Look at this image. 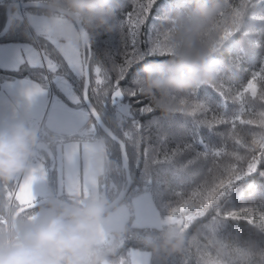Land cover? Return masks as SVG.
I'll list each match as a JSON object with an SVG mask.
<instances>
[{
    "label": "trees",
    "instance_id": "obj_1",
    "mask_svg": "<svg viewBox=\"0 0 264 264\" xmlns=\"http://www.w3.org/2000/svg\"><path fill=\"white\" fill-rule=\"evenodd\" d=\"M18 1L47 3V0L0 2V33L7 25L8 6ZM203 2L205 0H111L115 11L109 24L87 29L91 49L89 99L106 126L127 149L132 182L122 203L128 202L133 209L130 196L150 193L160 215L181 218L180 227L186 234L182 252L153 250L142 243L143 239L159 237L167 226L177 224L137 227L130 219L125 224L128 230L121 246L111 257L114 264H132V249L148 250L149 264H212L214 261L264 264V175H260L264 167L239 181L235 180L237 173L233 167L241 156H251L254 152L259 158L264 151V82H257L259 93L255 98L245 88L253 73L264 70V32L250 34L247 38L236 33L227 41L218 57L222 61L218 83L215 87L202 86L189 95L187 114L154 110L150 100L139 93L135 94L138 98L133 99V81L137 75L131 81V88L121 89L114 83L122 82L132 66H135L134 72L142 74L146 63L140 60L139 65L136 64L137 49H144L145 45L159 39L167 26L166 18ZM26 12L47 14L41 9L20 12L14 8L12 26L0 41L34 45L57 65L55 74L68 79L64 71L66 59L45 35L33 32ZM253 13L264 17V0L246 17L247 24L264 29V19L253 18ZM144 59L151 62L168 57ZM129 60L133 61L132 65L127 63ZM15 77L47 81L43 69L41 72L27 65H22L19 71L0 68V88L4 79ZM75 79L76 83L71 85L79 97L84 74L75 73ZM118 100L129 104L130 116L122 120L117 116L115 101ZM78 105L87 109L85 104ZM86 126L90 130L82 134H65L64 142L102 143L110 168L103 176H98V185L103 198L111 203L127 185L121 150L91 114ZM48 147L50 156L45 163L55 193V144ZM18 182L19 176L10 183L0 182V229L12 224L14 213L22 206L16 198ZM233 183L237 187H232ZM50 197L71 200L66 193ZM40 208L25 212L18 219L30 217ZM245 252L250 256L246 258Z\"/></svg>",
    "mask_w": 264,
    "mask_h": 264
},
{
    "label": "clouds",
    "instance_id": "obj_2",
    "mask_svg": "<svg viewBox=\"0 0 264 264\" xmlns=\"http://www.w3.org/2000/svg\"><path fill=\"white\" fill-rule=\"evenodd\" d=\"M259 2L205 0L166 18L167 26L156 44L168 59L144 64L133 81V94L146 96L154 110L187 114L186 98L202 86L218 83L222 70L218 57L227 41L236 33L247 38L264 32L246 22ZM45 11L63 18L54 38L80 48L90 42L87 29L108 25L115 10L111 0H47ZM253 18L264 19L254 13ZM40 143V131L26 115L0 113V182L10 183L29 171ZM92 163L100 176L110 168L103 151L93 155ZM130 216V209L113 207L103 197L49 201L30 217L14 219L0 229V264H114L111 257L128 230L122 218ZM142 243L153 250L179 253L186 243L185 230L169 225L159 237H145ZM243 255L247 258L250 253Z\"/></svg>",
    "mask_w": 264,
    "mask_h": 264
},
{
    "label": "rangeland",
    "instance_id": "obj_3",
    "mask_svg": "<svg viewBox=\"0 0 264 264\" xmlns=\"http://www.w3.org/2000/svg\"><path fill=\"white\" fill-rule=\"evenodd\" d=\"M4 0H0L2 2ZM20 2V1H18ZM23 10H20V12ZM27 22L36 35H45L66 59L68 66L78 75L83 73L81 47L76 48L70 44L63 43L54 38L56 25L63 22L62 17H50L48 14H37L34 12L25 13ZM55 22V23H54ZM13 49L21 53L29 51L31 61L38 64L34 67L42 72L46 83L34 80L28 77L27 84L10 88L9 84L13 81L24 80L25 78L4 79L0 88V113L24 114L30 124L40 131L41 143L37 150V155L30 165L29 171L19 175L17 187V201L23 205L35 203L37 200L46 199L53 194L59 195L62 187L66 188V194L75 197H103L104 193L97 186V172L92 163L93 155L98 151H103V145L99 141L86 143L64 142L66 135L82 134L90 129L87 128V119L90 118L89 111L83 106L74 108L76 113L73 119H63L57 115V104L55 97L52 96V90L61 92L71 90L69 99L79 100L73 86L63 76L55 74L57 65L47 54L43 55L30 43H11L0 41V49ZM45 61V64L43 63ZM27 65V62L19 65ZM3 70L10 71L7 67H0ZM33 68V67H31ZM49 71V74L47 73ZM117 116L119 119H125L130 116L129 104L121 100L115 101ZM54 164L56 171V191L52 190L49 181V170L45 163L46 158L50 156V148L53 143ZM70 178H73L70 183ZM75 178H79L75 184ZM83 184V185H82ZM76 186V187H75ZM73 187L74 189H71ZM133 209L128 202L120 204L130 209V218H122L124 223L130 219L137 227H155L159 228L167 224H177L181 226L183 220L176 217H162L159 210L154 205L150 193L141 192L130 196ZM132 264H149L150 252L142 249H132L130 251Z\"/></svg>",
    "mask_w": 264,
    "mask_h": 264
},
{
    "label": "snow or ice",
    "instance_id": "obj_4",
    "mask_svg": "<svg viewBox=\"0 0 264 264\" xmlns=\"http://www.w3.org/2000/svg\"><path fill=\"white\" fill-rule=\"evenodd\" d=\"M140 23L143 24L145 21H141ZM225 35L227 36L228 33ZM133 40L135 41L136 38L133 37ZM137 43L138 41L133 43V47H136ZM163 53V48H160L156 42H151V44L145 45L144 49H137L136 64L139 65L138 62L140 60H144L145 63L150 62L145 60L144 57H167V55ZM24 62H27L28 67H39L38 64H35L31 61V53L29 51L21 53L13 49H0V67H7L11 71H19V65L23 64ZM127 63L132 65L133 61L129 60ZM134 67L135 66H132L130 70L127 71V75L124 76L122 82H114L116 83V87L121 89L124 87L131 88V81L138 74V72L133 71ZM57 71H59V69H57ZM64 71L68 74L67 78L69 79L70 83L74 85L76 83L75 73L71 67L67 65V62H65ZM258 81L264 82V70L253 73L251 75L250 82L245 85V88L253 94L254 98L259 93V87L257 83ZM28 82V78L20 81H13L9 84V87L16 88L18 86L27 84ZM90 86L91 80L89 79V81L81 89H79L78 101L76 99H69L71 90L66 89L65 92H61L59 90L53 89L52 96L56 98L53 103L56 101L59 102L57 104V115L63 119L75 118L76 113L74 112V108L77 106V104L84 105L91 103L90 99L88 98V87ZM116 95L119 96L120 93H117ZM132 98L137 99L138 97L133 94ZM233 167L237 173V175H235L236 181L243 179V177H248L257 173L260 168L264 167V151L261 152L259 158L256 157L254 152L251 156H241L239 161ZM260 175H264V172H261ZM232 187H237V185L233 183ZM32 206L34 207L35 205L33 204Z\"/></svg>",
    "mask_w": 264,
    "mask_h": 264
},
{
    "label": "water",
    "instance_id": "obj_5",
    "mask_svg": "<svg viewBox=\"0 0 264 264\" xmlns=\"http://www.w3.org/2000/svg\"><path fill=\"white\" fill-rule=\"evenodd\" d=\"M46 5L47 3H42V2H37V1H31V2L21 1V2H16V3H11L7 8V16H8L7 25L4 31L0 33V40L7 34V32L10 30L12 26V23H13L12 11L14 8H17L20 10L30 9V8L45 10ZM80 30L84 31L85 29L82 27ZM81 49H82V63H83V74L85 78L84 85H85L90 79V69H89L90 58H91L90 44L81 47ZM87 51L89 52L88 56H87ZM89 88L90 87H88V98H89ZM85 105L87 106V109L89 110L90 114L95 119V121L97 122L101 130L108 137H110L113 141H115L119 145L120 150H121L122 167H123V170L125 171L127 185L120 191L116 199L113 200L111 203H109L113 207H118L120 204H122L127 194L129 193V190L131 188V182H132L129 163H128V154H127L126 145L118 136L114 134V132L109 127L106 126V124L103 122V120L101 119L100 115L98 114L97 110L92 105V103H88ZM49 201L59 202V201H64V200L58 197H48L46 199L38 200L35 203L29 204V205H23L14 213L13 220L18 219V217L21 214H24L25 212H28V211L40 208L44 205H47ZM33 204L35 205L34 207L32 206Z\"/></svg>",
    "mask_w": 264,
    "mask_h": 264
},
{
    "label": "crops",
    "instance_id": "obj_6",
    "mask_svg": "<svg viewBox=\"0 0 264 264\" xmlns=\"http://www.w3.org/2000/svg\"><path fill=\"white\" fill-rule=\"evenodd\" d=\"M55 23V22H54ZM37 48V47H36ZM38 49V48H37ZM82 143H86V142H82ZM104 150V149H103ZM98 176L99 175H97V184H98ZM72 180H73V178H70V183H72ZM79 180V178H75V184H77V181ZM83 185V184H82ZM97 186H99V185H97ZM76 187V186H75ZM71 189H74L73 187H71ZM63 193H66V188L65 187H62V191L60 192V194L59 195H61V194H63ZM73 196H75V195H73Z\"/></svg>",
    "mask_w": 264,
    "mask_h": 264
},
{
    "label": "built area",
    "instance_id": "obj_7",
    "mask_svg": "<svg viewBox=\"0 0 264 264\" xmlns=\"http://www.w3.org/2000/svg\"><path fill=\"white\" fill-rule=\"evenodd\" d=\"M43 63L45 64V61L43 60Z\"/></svg>",
    "mask_w": 264,
    "mask_h": 264
}]
</instances>
